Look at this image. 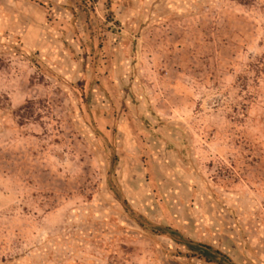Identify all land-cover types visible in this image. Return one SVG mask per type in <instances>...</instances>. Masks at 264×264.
Instances as JSON below:
<instances>
[{
    "label": "rangeland",
    "instance_id": "374dc122",
    "mask_svg": "<svg viewBox=\"0 0 264 264\" xmlns=\"http://www.w3.org/2000/svg\"><path fill=\"white\" fill-rule=\"evenodd\" d=\"M264 264V0H0V264Z\"/></svg>",
    "mask_w": 264,
    "mask_h": 264
},
{
    "label": "trees",
    "instance_id": "16d2710c",
    "mask_svg": "<svg viewBox=\"0 0 264 264\" xmlns=\"http://www.w3.org/2000/svg\"><path fill=\"white\" fill-rule=\"evenodd\" d=\"M157 231L163 235H169L173 239H179V243H181L188 252L192 253L195 257L199 260L204 261L205 263L211 264H231L226 256L221 254L219 251L213 249L210 246L199 244L192 242L190 240H185L181 238L177 231L166 228V227H159Z\"/></svg>",
    "mask_w": 264,
    "mask_h": 264
}]
</instances>
